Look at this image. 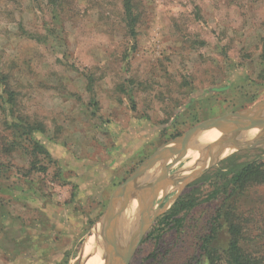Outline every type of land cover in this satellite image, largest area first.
I'll use <instances>...</instances> for the list:
<instances>
[{
    "label": "rangeland",
    "instance_id": "374dc122",
    "mask_svg": "<svg viewBox=\"0 0 264 264\" xmlns=\"http://www.w3.org/2000/svg\"><path fill=\"white\" fill-rule=\"evenodd\" d=\"M136 6L131 32L122 0H0V73L14 103L0 88V256L15 264H111L112 252L121 260L135 227L129 220L135 211L139 217L150 186L137 197L134 190L147 173L152 182L158 165L136 182L111 249L106 215L125 179L190 129L264 100V0H136ZM219 134L192 137L184 161L168 175L207 163V147L221 141ZM227 154L204 174L263 161L264 144ZM198 179L157 197L149 229L181 195H209L211 181ZM251 184L233 222L243 247L259 257L264 184ZM220 198L192 210L179 232L140 243L127 264H184ZM6 258L0 264H14Z\"/></svg>",
    "mask_w": 264,
    "mask_h": 264
},
{
    "label": "trees",
    "instance_id": "16d2710c",
    "mask_svg": "<svg viewBox=\"0 0 264 264\" xmlns=\"http://www.w3.org/2000/svg\"><path fill=\"white\" fill-rule=\"evenodd\" d=\"M122 10L127 28L132 32L139 19L136 0H122ZM7 81L8 77L0 73V88H3L2 92L8 95L7 103L14 106ZM27 130L29 133L34 131L32 127ZM35 150L38 153L43 152L39 145H36ZM203 180L212 183L213 189L209 195L202 200H198L194 192L181 195L169 210L156 220L140 243L148 240L156 243L167 234V231L179 232L192 210L201 203L218 200L221 197L214 215L204 225L206 233L203 231L198 237L196 248L184 264H264V261L262 262L264 256L256 257L243 247L244 235L240 227L233 222L235 207L240 201L238 198L244 194L246 188L252 185L251 182H256L257 185L264 184V160L229 164L226 169L209 171L198 179V181ZM221 235L227 238L226 244L221 243ZM152 254L156 257L157 248Z\"/></svg>",
    "mask_w": 264,
    "mask_h": 264
},
{
    "label": "water",
    "instance_id": "95a60500",
    "mask_svg": "<svg viewBox=\"0 0 264 264\" xmlns=\"http://www.w3.org/2000/svg\"><path fill=\"white\" fill-rule=\"evenodd\" d=\"M264 120V100L246 109L242 112L229 114L205 123H202L174 141L167 143L160 147L152 156L138 166L121 184L117 191L113 194L111 202L108 207L106 215V224L112 222V229L114 232L109 236L110 248L113 249L115 241L118 238L119 223L122 220V215L129 211L131 202V193L138 179L147 173L151 168L158 165L152 179L149 190L141 197L139 201V217L136 219L135 227L131 235V239H127L125 245H129L126 253L121 260L113 258L111 253V264H127L130 260L134 250L140 244L143 236L149 229L153 221L152 208L153 203L157 197L165 193L169 188L174 187L179 190L190 182L201 177L207 170L217 165L227 153H232L235 150H240L241 147H248L253 144H264V135H259L254 138V143H246L243 145L233 146V143L241 139L246 133L247 129L254 123ZM211 130L220 131L219 143L214 147H207V155L209 154L210 160L203 163L200 168L195 169L185 176L173 177L169 176L168 172L171 168L175 167L185 159V151L189 146L192 137L208 132ZM235 149V150H234ZM229 150L228 152H225ZM205 153V154H206ZM213 153V154H212ZM119 204L117 214L115 213V204Z\"/></svg>",
    "mask_w": 264,
    "mask_h": 264
},
{
    "label": "bare ground",
    "instance_id": "6f19581e",
    "mask_svg": "<svg viewBox=\"0 0 264 264\" xmlns=\"http://www.w3.org/2000/svg\"><path fill=\"white\" fill-rule=\"evenodd\" d=\"M212 132H217L215 130H211V131H208L206 133H212ZM258 132L259 133H264V121H261V122H258L257 124L253 125V126H250L246 133L244 134V136L241 138V139H238L236 142L233 143V146H237V145H242L243 142L247 141V140H250L252 141L253 138L257 137L258 135ZM220 135V134H219ZM218 136H214V137H219ZM212 137V138H214ZM209 140H206L204 143H208ZM219 141V140H218ZM248 143V142H246ZM245 143V144H246ZM229 150L225 151V152H228ZM210 160V159H209ZM200 161V160H199ZM198 161V162H199ZM201 162V161H200ZM198 163H190L186 166H182L180 168H178L175 172H174V177H178V176H181L185 173H189L191 171H193L196 167H197ZM151 176H152V173H147L145 174L139 181V183L136 185V188L134 190V194H135V197L139 196L140 194H142L143 192L147 191L150 184H151ZM138 217V211H135L132 215V217L130 218L129 220V225L133 228L134 225H135V222H136V219ZM126 217H123L122 216V220L120 221L119 223V226H123V221H125ZM120 228V227H119ZM131 239V238H130ZM95 263V262H94Z\"/></svg>",
    "mask_w": 264,
    "mask_h": 264
},
{
    "label": "crops",
    "instance_id": "0c3cea01",
    "mask_svg": "<svg viewBox=\"0 0 264 264\" xmlns=\"http://www.w3.org/2000/svg\"><path fill=\"white\" fill-rule=\"evenodd\" d=\"M1 258H6L4 255L1 254ZM7 259V258H6ZM11 261L15 264L14 260L7 259V262L11 263Z\"/></svg>",
    "mask_w": 264,
    "mask_h": 264
}]
</instances>
